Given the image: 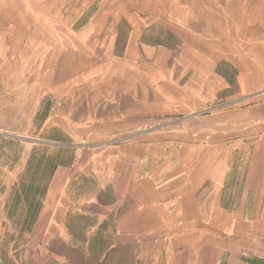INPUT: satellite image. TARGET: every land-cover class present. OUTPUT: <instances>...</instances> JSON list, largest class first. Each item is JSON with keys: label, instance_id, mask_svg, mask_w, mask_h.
<instances>
[{"label": "crops", "instance_id": "obj_1", "mask_svg": "<svg viewBox=\"0 0 264 264\" xmlns=\"http://www.w3.org/2000/svg\"><path fill=\"white\" fill-rule=\"evenodd\" d=\"M78 2L73 13L72 0H0V87L11 64L21 71L19 85L37 96L32 101L52 95L59 105L52 115L65 119L64 127L76 116L66 101L79 102L83 125L111 136L133 132L136 118H177L136 131L138 139L87 148L86 173L95 182L87 201L111 218L114 242L137 245L143 264H264V130L210 140L216 132L199 128L192 115L229 80L240 94L246 85L240 61L211 60L213 40L220 53L248 47L252 69H264V0ZM56 22L69 30H57ZM219 69L237 74L216 77ZM214 113L208 118L218 119L216 131L236 128L229 114ZM70 178L55 172L53 179L66 191ZM101 190L111 202L100 203ZM49 208L45 229L56 233L67 208Z\"/></svg>", "mask_w": 264, "mask_h": 264}, {"label": "rangeland", "instance_id": "obj_2", "mask_svg": "<svg viewBox=\"0 0 264 264\" xmlns=\"http://www.w3.org/2000/svg\"><path fill=\"white\" fill-rule=\"evenodd\" d=\"M40 7L42 11L47 5L41 4ZM72 8L73 13L80 8L78 0H72ZM63 9L68 10V6L66 8L63 6L62 11ZM48 24L41 22V29H48ZM55 26L61 31L70 28L58 22ZM77 26L79 23H72V30H76ZM79 41V37H72L73 46L78 47ZM212 43L211 60L227 61L229 65L240 61L243 67L238 72L244 74L246 85L240 94L239 91H235L234 83L229 80V85L219 92L220 95L213 94L212 101L197 105L192 114L199 117L195 124L199 128H210L209 131L216 132L206 135L212 138L210 140H219L222 139L221 137L235 139L242 133L241 136L244 137L256 135L255 132L264 130V69H252V54L248 47L243 46V49L238 51L240 53L234 52V47H228V53H220V45L216 44L217 41L213 40ZM75 54L73 62L78 57ZM43 56L41 54V57ZM30 65L29 61L24 77L31 75ZM10 67L11 64H8L9 71L5 72L8 84L0 87V263L3 253L11 259H18V264L30 256L42 263V258L53 256L47 244L54 234L59 235L66 242L80 245L73 240L65 227L68 211L79 213L89 211L87 214L94 217V225L88 229L87 237L105 231L113 239L115 229L111 218L97 215L101 209H96L93 202L87 201V196H94L95 193V182L90 181L92 178L87 177L86 173L87 152L92 151L87 148L104 142L135 140L140 136L136 131L170 124L169 122L177 118L174 116L136 118L134 121L139 122L140 125L138 124L133 132L111 136V134H103L95 125H83L84 121L80 118V114L86 111L84 104L66 101L68 112L76 116L67 119L72 126L64 127L65 119L57 114L52 115L56 112L54 107L59 106L57 102L55 104L51 101L52 95L48 96L46 92H42L38 96L39 101H32V98L37 96L32 95L31 86H20L21 71H17V75ZM215 73H217L216 77L227 74L229 79L237 74L236 70L224 69L216 70ZM235 98L238 99L234 100ZM218 111L223 112L222 117L229 114L228 122H237L236 128L234 124L232 129L216 131L218 129H215V126L218 123L214 121L218 119L208 116L214 112L218 115ZM65 129H71L73 132L67 133ZM197 136L196 140L203 138L204 134ZM55 172L61 180L65 176L72 177L69 180V191L68 189L64 191V182L58 186L55 184L53 179ZM67 193L68 198H66ZM104 195L110 197L109 193L104 191L98 200L107 204L109 201H105ZM89 199L93 200V197ZM49 207H57L58 211L63 212L67 208L63 214V229L57 228L56 233L45 229L51 222V217L48 218L47 213ZM41 214L44 218L39 222ZM81 246L85 251L87 250V242ZM59 261L63 262V259L59 258Z\"/></svg>", "mask_w": 264, "mask_h": 264}, {"label": "trees", "instance_id": "obj_3", "mask_svg": "<svg viewBox=\"0 0 264 264\" xmlns=\"http://www.w3.org/2000/svg\"><path fill=\"white\" fill-rule=\"evenodd\" d=\"M104 191H100L99 195ZM105 201L111 202L107 195ZM100 199V197H99ZM94 225L92 215L68 211L65 218V227L74 241V245L64 241L59 235L54 234L49 238L48 250L53 255L42 258L39 263L32 256L22 260L21 264H143L137 259V245L135 243H117L105 231L97 232L87 237V232ZM87 242V250L81 246ZM63 259V262L59 261ZM0 264H18V259H11L3 253Z\"/></svg>", "mask_w": 264, "mask_h": 264}]
</instances>
